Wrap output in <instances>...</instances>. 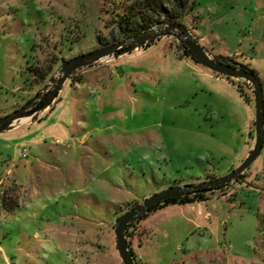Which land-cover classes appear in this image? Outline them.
<instances>
[{"label": "rangeland", "instance_id": "374dc122", "mask_svg": "<svg viewBox=\"0 0 264 264\" xmlns=\"http://www.w3.org/2000/svg\"><path fill=\"white\" fill-rule=\"evenodd\" d=\"M141 1L0 0V117L33 109L63 60L126 39L118 21L127 13L142 23L131 14ZM145 19L146 29L168 24L164 14ZM182 20L208 53L253 69L264 88V0H189ZM181 43L172 32L81 67L50 106L0 131V264H124L120 214L241 164L255 143L253 85L235 78L248 102L228 78L181 56ZM208 196L132 220L136 263L206 264L189 248L199 236L219 240L207 264H264V145ZM199 206L216 235L189 220Z\"/></svg>", "mask_w": 264, "mask_h": 264}, {"label": "water", "instance_id": "95a60500", "mask_svg": "<svg viewBox=\"0 0 264 264\" xmlns=\"http://www.w3.org/2000/svg\"><path fill=\"white\" fill-rule=\"evenodd\" d=\"M172 30H177L180 32L181 40L184 42L185 46L191 50L193 57L195 60H197V62L214 72L230 77L244 78L253 85L255 101V143L252 150L244 158L241 164L232 169L227 174L200 182L171 185L167 188L153 192L149 196L145 197L141 202H137L125 212L120 214L115 221L116 244L124 264H137L126 238V230L129 226V223L138 215L147 211L152 205L156 203H159L170 197L183 195L185 192L191 189L209 191L210 189L219 188V184L227 183L233 179L238 173L249 167L250 164L260 154L264 145V88L263 83L258 75L254 71L244 66L238 65L235 61L226 62L208 53L200 44L198 39L191 35L188 27L184 23H168L167 25L160 28H148L126 39L102 47H97L87 52L77 54L69 59L63 60L56 75L58 80L55 83L54 88L48 98L41 105L28 111L27 104H25L15 109L14 112L0 117V131L8 130L9 127H14L22 123L23 121H21V118L23 116L28 117L29 115L36 114L50 106L55 100V97L58 95L59 90H61L64 82L77 69L98 62L104 57L118 56L124 52L131 51L136 47L148 42L149 40L157 39L169 34ZM58 74H60V76ZM56 76H53L50 79V83H47L41 89V91L37 93L36 98H38L40 95H44L50 89L51 84L56 79ZM32 102H36V100ZM214 184L218 185L214 186Z\"/></svg>", "mask_w": 264, "mask_h": 264}, {"label": "trees", "instance_id": "16d2710c", "mask_svg": "<svg viewBox=\"0 0 264 264\" xmlns=\"http://www.w3.org/2000/svg\"><path fill=\"white\" fill-rule=\"evenodd\" d=\"M166 1L167 0H143V1L139 2L137 4L138 6H136V11H134L131 14L133 15V19L135 21L137 19H142L143 22L138 23V21H137L138 24L132 25L131 22H133V21L128 20L129 16H127V13L124 14L122 19H120L118 21L120 32L122 33V35H126L128 38L134 34H137L141 31H143L144 29H146V27H147L146 26L147 25L146 19H145L146 16H155L158 14H164L165 19L168 21V23H177V22L182 23V21H183L182 18L186 15V13L188 12V9H189V0H168L167 2ZM172 32H177L181 37L180 32H178L177 30L170 31V33H172ZM181 47L183 49V55H181V56H187V57H190L193 60H195L191 50L187 46H185L183 41L181 43ZM214 56L217 57L218 59H221V60L226 61V62H229L230 59L232 60V58L229 59V58H226V57L220 56V55H218V56L214 55ZM195 61L197 62V60H195ZM241 65L252 70V71H254L253 69L249 68L248 66H246L244 64H241ZM215 73L218 75H223V74H220L217 72H215ZM223 76L228 78L230 81H232L236 85L240 94L244 97V99L246 101L250 102L252 100L250 98V96L245 92L242 85L238 81H236L235 77H230V76H226V75H223ZM48 96L49 95L46 94L45 97L43 98V100L36 107L41 105L48 98ZM36 107H34V108H36ZM237 175H239V173ZM237 175L233 179H236ZM227 183L219 184V185L214 184V186L218 185L219 187H221ZM210 190H212V189H210ZM208 198H209L208 191H202L200 189H195V190L191 189V190L185 192L183 195L176 196V197H170V198H167V199H165L159 203L152 205L147 211L141 213L139 215V217L143 218L147 215V213L149 211L154 210V209L158 208L159 206H163L166 204H170V203H182V204H184V203L202 201V200H206ZM132 223H133V221H131L129 223V226L132 225ZM131 252L133 255H135L134 252L132 251V249H131Z\"/></svg>", "mask_w": 264, "mask_h": 264}, {"label": "crops", "instance_id": "0c3cea01", "mask_svg": "<svg viewBox=\"0 0 264 264\" xmlns=\"http://www.w3.org/2000/svg\"><path fill=\"white\" fill-rule=\"evenodd\" d=\"M16 90H18V85H16ZM192 209L194 216H191L189 220L193 222V225L197 229L205 228L207 232L209 231L212 235H216L219 232L217 221L215 222V218H213V214L211 211L205 210L202 206L194 207ZM204 236H206V232L204 233ZM215 242H213L212 238L200 239L198 236L196 248H194L193 245H190L189 248L192 250L193 254H196V256L200 258L201 262H205L207 264L209 262V254H213L216 250L218 251L219 249V240H215ZM223 252L226 256L227 261H230L231 256H233V259L237 256L231 252Z\"/></svg>", "mask_w": 264, "mask_h": 264}, {"label": "flooded vegetation", "instance_id": "af4514ba", "mask_svg": "<svg viewBox=\"0 0 264 264\" xmlns=\"http://www.w3.org/2000/svg\"><path fill=\"white\" fill-rule=\"evenodd\" d=\"M53 88H50L44 95H42L37 102H35V104L33 105V108L36 107L45 97L46 94L50 95V93L52 92Z\"/></svg>", "mask_w": 264, "mask_h": 264}, {"label": "built area", "instance_id": "2783aa9c", "mask_svg": "<svg viewBox=\"0 0 264 264\" xmlns=\"http://www.w3.org/2000/svg\"><path fill=\"white\" fill-rule=\"evenodd\" d=\"M27 154H28V148H27V146H24V147L22 148V155H23V156H27Z\"/></svg>", "mask_w": 264, "mask_h": 264}]
</instances>
